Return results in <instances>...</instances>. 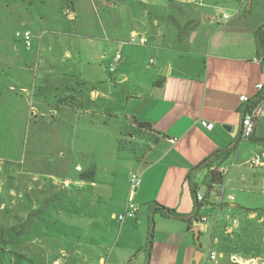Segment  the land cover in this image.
Returning a JSON list of instances; mask_svg holds the SVG:
<instances>
[{"label":"crops","instance_id":"0c3cea01","mask_svg":"<svg viewBox=\"0 0 264 264\" xmlns=\"http://www.w3.org/2000/svg\"><path fill=\"white\" fill-rule=\"evenodd\" d=\"M208 2L202 6L229 2L237 10V15L230 22L223 23L207 18L202 23L205 26L197 28L199 31L196 29L190 45L183 48L164 39L158 31H146L151 32L149 40L154 39L153 47L159 58L157 64L143 69L133 57V67L122 72L121 79L130 82L134 93L128 95L126 101L131 108L122 111L120 117H135L138 122L146 123L140 134H125L121 130L118 139L120 147L125 140L142 149L141 153L136 152L128 158L131 169L126 177L125 194L119 200L123 204L121 210L125 211L132 199L138 208L136 216L120 222L116 232L102 222L101 231L92 232L91 221H100L101 215L79 214L76 209L83 205L79 201L75 205L71 201L64 205L55 203L51 206L53 219L66 228L57 234L36 235L33 245L23 251L24 258L30 259L32 264H192L200 248L199 237L208 229L206 222L196 220L202 211L195 202L193 191V186L199 187V181L209 177L206 160L211 158L209 167L225 170L221 175H225L226 182L227 163L241 160L247 147L261 150V158H264V117L257 121L251 138L242 140L241 125L247 104L240 100L243 94L253 101L264 94V87L257 88L259 83L264 84V0H252L246 10H242L238 1ZM152 4L148 5L154 8ZM134 32L139 31L134 29L131 36ZM44 61L38 59L35 71ZM65 61L57 60L58 65ZM25 62L26 59L6 62L7 72L15 78H9L8 82L0 80L2 115L7 113L4 118L9 123L18 112L20 121L29 122L35 112L34 124H37L38 112L42 111V116H52L53 124L74 126L76 118L81 119L82 127L97 122L106 125L105 120L95 118L98 108L88 105V92L74 86L70 77L72 73L68 74V71L73 72V67L69 70L50 68L45 71L49 74L46 77L40 75V70L32 79L29 75L34 68ZM81 80L85 82L83 76ZM11 81L20 85L22 91L28 88L32 91L25 97L9 91L5 97L6 88H13L7 87ZM46 86H49L51 98L47 92L43 96L41 89ZM91 92L95 97L99 94L96 88ZM17 97L23 101H17ZM202 119L213 121L214 126L211 129L203 126ZM70 144L71 151L77 153L72 141ZM259 166H264L263 159ZM76 168L81 172V178L75 195L84 200L82 195L88 185L97 187V174L85 178L81 166ZM132 174L139 176L138 186H133ZM66 182L69 183L66 185ZM66 182V186L71 184ZM244 185L252 187L246 181ZM233 196L228 213L233 214L237 223L233 220L214 221L213 227L218 234L213 242L221 248L225 242L226 246L225 251L210 249L219 252L215 264H224L219 259L223 252L229 254L230 262L232 256H237L251 260L252 264H260L261 257L248 253L237 238L241 236L238 230L242 226V217L251 224L263 212L259 209L263 208L240 205ZM90 197V202L97 199L92 193ZM71 229H80L81 232ZM207 255L203 253L201 260Z\"/></svg>","mask_w":264,"mask_h":264},{"label":"rangeland","instance_id":"374dc122","mask_svg":"<svg viewBox=\"0 0 264 264\" xmlns=\"http://www.w3.org/2000/svg\"><path fill=\"white\" fill-rule=\"evenodd\" d=\"M237 1L242 10L249 8L252 2L233 0ZM151 3L154 8L148 5ZM202 5L189 0H0V80L8 82L9 78H15L7 72L5 65L11 59H26L25 63L34 68L29 75L32 79L40 70L43 72L40 71V75L46 77L49 74L45 71L50 68L69 70L73 67V72L68 71V74L72 73L70 77L74 86L88 92V105L98 108L95 118L106 122L105 126L97 122L82 127L81 119L74 118V126L69 123L65 126L53 124L50 114L42 116L39 111L37 124H34L35 112L29 122L20 121L18 112L9 123L4 118L7 113L2 115L0 101V236L10 252V256L2 257L0 264H16L17 253L24 254V248L29 249L34 238L45 233L57 234L66 228L53 219L51 206L55 203L64 205L71 201L75 205L82 202L83 205L76 209L79 214L88 212L102 216L100 221H91L92 232H100L103 224L118 231L121 223L116 216L124 211L119 200L125 194L126 177L131 169L128 158L142 152L138 146L134 147L125 140L120 147L119 133L122 130L125 134L138 135L146 127L135 117H120L122 111L131 108L126 101L128 95L134 93L130 82L121 79V75L133 67V57L143 69H150L159 59L152 37L147 44H135L130 41L131 33L134 29L141 33L158 31L164 39L183 48L193 41L195 32L207 18L223 23L230 22L237 15V10L229 2ZM225 14L227 17H223ZM24 30L32 33L29 47L16 35ZM116 53L122 56L119 62L114 59ZM38 59L45 61L35 71ZM60 59L66 61L58 65ZM52 62L56 63L52 65ZM112 66H115L113 72L110 71ZM23 74L27 76V73ZM82 76L85 82L81 80ZM10 86L13 88H6L5 97L9 91L24 97L32 91L30 88L22 91L20 85L12 81L7 85ZM93 88L99 90L97 97L91 92ZM41 91L43 96L47 92L48 98L52 97L48 94L49 86ZM17 101L23 99L17 97ZM71 141L74 150L83 155L71 151ZM260 151L247 147L241 160L227 163L225 192L234 194L240 205L263 208L259 209L263 212L251 224L242 217V226L238 230L241 236L237 238L248 253L260 256V264H263L264 166L251 165L252 157L262 153ZM77 165L85 173L95 170L97 174V187L88 185L82 195L84 200L75 195L81 178ZM219 175V172L215 174L216 179ZM208 179L199 181V186L204 193H210L211 201H215ZM222 179L225 181V175ZM66 181L71 184L66 186ZM245 181L252 187L245 186ZM91 193L97 196L92 202ZM89 204L92 206L88 207ZM230 204L224 203L218 209L214 202L210 209L201 210L200 215L208 217V229L199 237L204 255L210 249L225 251V242L221 244L222 248L213 242L218 234L213 226L217 216L220 222L232 220L227 218ZM230 216L234 217L233 214ZM72 230L81 232L80 229ZM219 259L224 264L232 262L225 252ZM20 264L32 262L23 258Z\"/></svg>","mask_w":264,"mask_h":264},{"label":"built area","instance_id":"2783aa9c","mask_svg":"<svg viewBox=\"0 0 264 264\" xmlns=\"http://www.w3.org/2000/svg\"><path fill=\"white\" fill-rule=\"evenodd\" d=\"M189 1L192 3H200V4L204 3L203 2L204 0H189ZM16 35L23 39L27 47L31 45L32 33L30 30L18 31ZM130 41L135 44L144 45L149 42V35L146 33L134 32L130 38ZM121 58H122L121 54L117 53L114 59L116 62H119ZM110 71L112 72L115 71V66H112L110 68ZM263 87H264L263 83H259L257 85V88L259 90H261ZM240 100L247 104V107L244 111V115L242 118V125H241V139L245 140V139L251 138V136L254 133L257 121L264 117V94L258 96V98L255 101H253L250 98V96L243 94L240 96ZM201 123L203 126L209 129H211L214 126L213 121H208L205 119H202ZM171 140L173 141L174 139H171ZM251 163L253 166H259L262 164V158H261L260 153L256 154L251 159ZM212 170H215L217 171V173L219 172L220 174H224L225 172V170L222 171L221 169L207 167V171L209 173L208 186L210 188V191H212V193L215 194L216 198H215V201L213 200L211 201L210 198L208 197V194L210 193H207V192L204 193L200 189V186L199 187L197 186V189L194 192V198H195V202L197 203V206L199 207L200 211L205 209L206 207H209V206L211 207L214 204V202L217 205L218 209H221L224 203L225 204L230 203L233 201V198H234L232 193L225 192L226 190L225 181L220 180V182H217V180L212 179L211 177ZM131 179H132L133 186H138L140 184V178L138 175L132 174ZM68 183L69 182H66V185ZM216 186H219V187H216ZM137 209L138 208L135 205V203L132 201V199H130L127 209L124 212L117 215L116 218H118L120 222H124L128 218L135 217ZM229 218L232 219L234 223H237L236 218H231V217ZM196 220L199 223H205L208 221V217L207 215L199 214ZM216 220H218V216L216 217ZM217 257H218L217 252L210 250L208 255L205 258H203L199 264H215ZM231 259L233 262L239 263V264H252L251 260H246L243 257L232 256Z\"/></svg>","mask_w":264,"mask_h":264},{"label":"trees","instance_id":"16d2710c","mask_svg":"<svg viewBox=\"0 0 264 264\" xmlns=\"http://www.w3.org/2000/svg\"><path fill=\"white\" fill-rule=\"evenodd\" d=\"M142 123L144 125H146V123H144V122H142ZM210 161H211V158L207 159L206 162H205V164L208 167L210 166L208 164ZM216 173L217 172L215 170H212L211 171V177H212V179L213 180H219V179L222 180V175L221 174L219 175V178L216 179V177H215V174ZM94 175H95V170H91L89 172L84 173L82 175V177L92 178V177H94ZM196 189H197V187L196 186H193V191L194 192L196 191ZM164 209L167 211V213H169V214L171 213V210H169L168 208H164ZM151 235H152V233H151ZM4 241H5L4 238L0 236V260L2 259V257L4 258L7 254H9L8 256H10V252L9 251L7 252V249H6L5 245H4ZM23 258H24V255L23 254L17 253V259H16L15 263L16 264H20L22 262V259ZM231 264H239V263L231 262Z\"/></svg>","mask_w":264,"mask_h":264},{"label":"water","instance_id":"95a60500","mask_svg":"<svg viewBox=\"0 0 264 264\" xmlns=\"http://www.w3.org/2000/svg\"><path fill=\"white\" fill-rule=\"evenodd\" d=\"M137 190V187L135 188ZM197 233H199V230H197ZM203 255V251L199 248L197 251H196V254L194 256V259L192 261V264H199L200 261H201V257Z\"/></svg>","mask_w":264,"mask_h":264}]
</instances>
